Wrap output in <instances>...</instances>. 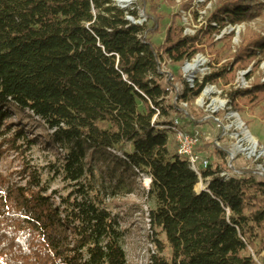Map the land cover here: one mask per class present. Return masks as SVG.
<instances>
[{
    "label": "trees",
    "instance_id": "trees-1",
    "mask_svg": "<svg viewBox=\"0 0 264 264\" xmlns=\"http://www.w3.org/2000/svg\"><path fill=\"white\" fill-rule=\"evenodd\" d=\"M117 1L124 0H0V168L5 158L20 163L16 173L0 169V264H128L125 222L144 216L143 208H118L128 209L122 218L111 204L141 190V176L151 181L144 194L148 264H258L264 183L226 181L210 167L208 188L198 192L199 179L168 130L178 110L176 99L167 102L161 65L191 62L198 41L172 29L156 47L148 28L127 21L138 13ZM158 9L150 4L154 35L164 29ZM256 17L247 0H225L208 29ZM257 56L264 40L244 42L233 65L194 89L182 81L177 103L192 104L208 84L230 83L234 67ZM229 98L238 111L236 100L254 110L264 104V85ZM15 114L41 125L45 138L14 124ZM35 150L50 159L44 170L33 166Z\"/></svg>",
    "mask_w": 264,
    "mask_h": 264
},
{
    "label": "rangeland",
    "instance_id": "rangeland-1",
    "mask_svg": "<svg viewBox=\"0 0 264 264\" xmlns=\"http://www.w3.org/2000/svg\"><path fill=\"white\" fill-rule=\"evenodd\" d=\"M223 1L225 0H147L145 6L144 0H133L135 4H132L136 6L134 7L135 12L140 10L142 26L150 30L148 37L156 47H161L165 43L166 37L172 29L177 33H181L183 38L188 36V38L198 41L199 54L196 57H202L207 61V66L205 67L207 72L204 74L197 73L199 75L198 81L201 82L203 75H212L225 66L233 65L244 42H248L253 38L264 40V0H247V5L252 9V12L257 15L253 21L235 28L228 27L217 33L209 32L208 26L211 25L210 18L219 4ZM150 4H154L155 7L159 8L157 13L164 19V29L160 30L156 35L151 34V30H156L157 27L154 26L152 20L154 14L151 13ZM132 10L133 9H130L129 11ZM196 57L193 61H196ZM186 65L185 63L182 67L177 69L167 60L162 63V72L165 76L167 75L169 77V81L165 80L163 86L169 91L167 102L170 104L174 103L177 94H181L183 91L181 82L186 79V76H184ZM234 71L235 74L230 83L226 84L224 81H220L214 85L216 87L215 99L226 103L225 110L222 113L214 115L209 110L199 111L196 109L195 105L190 106L187 111L191 119L190 125L188 123L186 130L193 134L198 133L200 137H202L201 145H203L204 148L201 149L202 151H200L201 153L199 154L210 160L214 170L216 168L224 169L228 166V154L238 155L239 153L235 138L237 135L242 136V134L241 131L237 130L235 120L230 119V113L233 111L239 115L240 122L254 140L258 142L259 146L256 153L259 154V152L264 150V122L260 117V112L264 109V104L251 110L236 100L240 108V111H238L234 108L229 98V95L232 93H246L252 91L256 85H264V56H257V59L251 62L247 67H242V65L236 66L234 67ZM177 72L179 73L176 76ZM178 77H180L179 81L177 80ZM168 85L169 87L167 88ZM175 105L178 106L177 110H179V105L177 103H175ZM230 108L233 111H230ZM19 121L23 122V125L27 127L30 134H36L37 136L45 138L41 125L27 120L25 116L15 114L13 123L19 125ZM207 139H209V141H207ZM214 142L219 143L220 151H218L219 149H214L212 146ZM219 153L224 155V157H221V160L219 157L217 158V154ZM247 155H249V153L239 156L233 166L238 170L257 168V163H255L253 159L247 161ZM48 161H50V159L47 158L45 153L35 150L32 158L34 167L44 170L47 167ZM262 165L263 167L258 169L264 171V159ZM19 168L20 163L11 157L3 160L0 169L4 174H11L19 172ZM43 176L44 182L49 180L47 173ZM137 183L142 189H138L139 191H137L134 196L127 199H120L111 205L114 213L116 215H122V218H124L125 212H128V209L118 208H123L125 206L129 207V209L132 206L143 208L144 216L141 214L135 215L132 221L125 222V228L130 230V235L125 243V251L128 264H148V255L144 248L147 244L146 236L148 234L146 221L147 209L144 205V194L147 190L148 181L146 177L141 176ZM52 190L60 191V187L58 184H54ZM256 262L258 264H264V253L260 258L256 259Z\"/></svg>",
    "mask_w": 264,
    "mask_h": 264
},
{
    "label": "built area",
    "instance_id": "built-area-1",
    "mask_svg": "<svg viewBox=\"0 0 264 264\" xmlns=\"http://www.w3.org/2000/svg\"><path fill=\"white\" fill-rule=\"evenodd\" d=\"M133 0H124V1H117L116 2V6L118 8H120L121 10H130L133 9L132 11H134V7H136L135 3H133ZM138 19H134L132 17H127V21L130 22L133 25H137V26H142V16L140 14V10H138ZM185 38H188V36H185ZM196 61H191V62H187L186 64V69L184 71V76H186L185 79V83L189 86V88L194 89L195 86L197 84H202L203 81L209 77L210 75H203L201 82L198 81L199 80V75L197 73H201L204 74L205 72H207V69L205 68L207 66V61H205L202 57H196ZM162 67V65H161ZM160 74L164 77V79L166 81H169V77L166 75H164V73L162 72V68L160 70ZM215 84H208L206 85V87L204 88L202 94L200 95V97L198 99H196L193 104H188V103H177V98H176V103L179 105V110L178 113H176L173 117V125L168 129L170 134L174 137L176 146H177V155L186 160L190 166L191 171L195 174V176L199 179V184L197 185L196 190L198 192L200 191H205L207 190L208 186H207V181L206 183L203 180V175L204 173L210 168L212 167L210 160L206 157H202L198 152L197 149L200 147V145L202 144V137H200V135L198 133H191L188 132L186 130V128L183 126L182 124V119H187L188 121H190V115L187 113L188 109L190 108V106L195 105L196 109L199 111H211L212 114H219L222 113L225 110L226 107V103L225 102H221V101H217V99H215L216 97V87L214 86ZM209 102V104H208ZM178 107V106H177ZM230 111L231 110L230 108ZM160 114L158 113V116ZM157 118V117H156ZM230 119L235 120L236 125L237 122L239 120V115L236 112H231L230 113ZM205 121H209V120H205ZM216 122H218L217 120H214ZM242 125V130L241 131V135H237L235 140L237 141V146H238V155H230L228 154V166L224 169L222 168H218L217 170L218 173L216 174V177H219L220 179L223 180H242L245 179L247 177H252L254 178L257 182L259 183H264V171L262 169H258V168H262V161L264 159V150L262 152H259V154H257V150H258V142L255 141L254 145H255V151H253V147L252 144L249 142V140L247 139V136L244 132H247V134L249 135V137H251L252 140H254V138L250 135V133L245 129L244 125L241 123ZM237 130H238V126H237ZM206 140V139H205ZM207 141H209V139H207ZM207 144V143H205ZM250 145V146H248ZM212 146L214 147V149L220 151V145L218 142H214L212 144ZM249 153L247 161H251L252 159L255 161V163H257V168L255 169H243V170H238L236 169L233 165L234 163L237 161L238 157L244 154ZM227 158V156H226ZM143 177V176H142ZM148 181V186H147V190L149 189V185H150V180L148 178H146ZM210 180V179H209ZM208 180V181H209Z\"/></svg>",
    "mask_w": 264,
    "mask_h": 264
},
{
    "label": "bare ground",
    "instance_id": "bare-ground-1",
    "mask_svg": "<svg viewBox=\"0 0 264 264\" xmlns=\"http://www.w3.org/2000/svg\"><path fill=\"white\" fill-rule=\"evenodd\" d=\"M237 126H238V130H242V125H241V122L239 123V121L237 122ZM243 133H245L246 134V136H247V139L249 140V142L252 144V147H253V151H255V145H254V143H255V140H252L251 139V137H249V135L247 134V132H244L243 131ZM148 186V185H147Z\"/></svg>",
    "mask_w": 264,
    "mask_h": 264
}]
</instances>
